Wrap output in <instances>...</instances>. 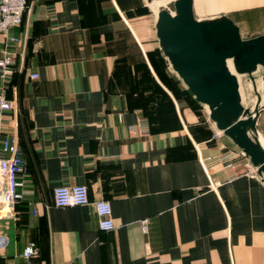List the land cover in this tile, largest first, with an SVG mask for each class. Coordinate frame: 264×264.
<instances>
[{"label": "crops", "instance_id": "0c3cea01", "mask_svg": "<svg viewBox=\"0 0 264 264\" xmlns=\"http://www.w3.org/2000/svg\"><path fill=\"white\" fill-rule=\"evenodd\" d=\"M28 2L11 32L21 43L0 39V56L23 51L0 147L15 135L26 164L21 198L0 215V264H264V181L179 76L168 82L140 4ZM74 184L111 202L113 230L93 203L55 205L54 189ZM31 242L39 253L26 258Z\"/></svg>", "mask_w": 264, "mask_h": 264}, {"label": "water", "instance_id": "95a60500", "mask_svg": "<svg viewBox=\"0 0 264 264\" xmlns=\"http://www.w3.org/2000/svg\"><path fill=\"white\" fill-rule=\"evenodd\" d=\"M151 3L153 0H147ZM161 7L155 24L159 45L169 65L203 105L210 119L250 158L264 181V145L257 123L262 96L254 73L264 67V34L244 38L239 26L227 15L198 19L194 0H172ZM235 72L248 75L257 93L253 109L244 106Z\"/></svg>", "mask_w": 264, "mask_h": 264}, {"label": "built area", "instance_id": "2783aa9c", "mask_svg": "<svg viewBox=\"0 0 264 264\" xmlns=\"http://www.w3.org/2000/svg\"><path fill=\"white\" fill-rule=\"evenodd\" d=\"M29 7L28 0H0V39L5 44L8 40L21 43L20 37L11 32L23 22L25 13ZM23 51H12L7 46L2 50L0 56V139L4 134V127L7 122V114L13 108V102L8 97V87L11 84L16 71L17 57ZM32 78H38L37 73L31 74ZM132 126V130L136 131ZM138 129L147 131L148 126L143 124ZM247 157L248 155L244 153ZM254 170V168H253ZM26 172V164L22 157V148L15 135L6 134L1 140L0 147V215L8 213L16 204L21 194L18 187L22 182L19 175ZM216 187V184H212ZM54 203L58 207L83 206L93 203L99 217V227L103 231H110L115 228L112 205L109 200L98 199L91 201L89 190L85 184L61 185L53 191ZM142 230L147 233L149 230V218L141 221ZM39 249L34 242L23 251L26 258L37 255Z\"/></svg>", "mask_w": 264, "mask_h": 264}, {"label": "rangeland", "instance_id": "374dc122", "mask_svg": "<svg viewBox=\"0 0 264 264\" xmlns=\"http://www.w3.org/2000/svg\"><path fill=\"white\" fill-rule=\"evenodd\" d=\"M171 1L172 0H154L152 3H148L147 0H134V4H140V8L136 9V13H142L150 16L152 30L154 31V25L156 24L158 18L159 8L169 6L168 4ZM145 4H148V6ZM245 6L246 4L244 3L237 4L233 1L228 2V0H196L194 13L196 18L198 19H209L221 15H227L230 18L234 19L233 21L239 26L240 32L244 38L260 35L261 32H264V7L260 6L257 8H245ZM168 66L169 67H167L166 70L168 72L167 78L169 82L172 81L169 74L171 73L177 75V73L173 71V69L169 65V62ZM254 77L256 79L257 90L262 96V104H264L263 66H260L258 68V70L254 73ZM238 79L243 96V103L246 107H250L251 109H253L257 103L258 97L256 91L254 90L252 81L246 74L240 75ZM203 108L206 112H209L208 106L203 105Z\"/></svg>", "mask_w": 264, "mask_h": 264}, {"label": "bare ground", "instance_id": "6f19581e", "mask_svg": "<svg viewBox=\"0 0 264 264\" xmlns=\"http://www.w3.org/2000/svg\"><path fill=\"white\" fill-rule=\"evenodd\" d=\"M153 1H154V0H153ZM153 1H152V2H153ZM152 2H151V3H152ZM152 6H153V5H152ZM154 7H155V6H154ZM167 7H168V6H166L165 8H167ZM160 8H161V7H160ZM160 8H159V9H160ZM158 11H159V10H158ZM228 65H229V68L231 69V71L234 72V73H236L231 59L228 60ZM236 74H237V73H236ZM237 76H238V78H239L240 74H237ZM240 92H241V88H240ZM241 95H242V93H241ZM242 103H243V96H242ZM243 104H244V103H243ZM244 106H245V105H244Z\"/></svg>", "mask_w": 264, "mask_h": 264}, {"label": "trees", "instance_id": "16d2710c", "mask_svg": "<svg viewBox=\"0 0 264 264\" xmlns=\"http://www.w3.org/2000/svg\"><path fill=\"white\" fill-rule=\"evenodd\" d=\"M187 91L189 92V94H191V96H193L192 92H191L189 89H187ZM196 100H197V99H196Z\"/></svg>", "mask_w": 264, "mask_h": 264}]
</instances>
